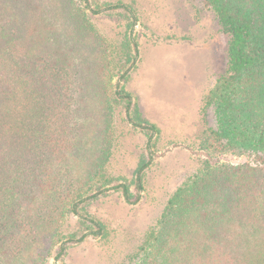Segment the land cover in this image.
<instances>
[{"label": "trees", "instance_id": "obj_1", "mask_svg": "<svg viewBox=\"0 0 264 264\" xmlns=\"http://www.w3.org/2000/svg\"><path fill=\"white\" fill-rule=\"evenodd\" d=\"M205 3L227 37L224 70L201 97L204 122L212 108L215 124L196 144L205 158L130 264H264V0ZM111 8L134 15L127 4ZM135 44L126 37L114 46L77 0H0V264H45L75 241L65 218L115 181L106 165L117 107L147 130L150 149L159 128L124 85ZM221 155L244 160L211 161ZM147 165L111 187L129 201ZM89 223V233L108 236L102 222Z\"/></svg>", "mask_w": 264, "mask_h": 264}, {"label": "rangeland", "instance_id": "obj_2", "mask_svg": "<svg viewBox=\"0 0 264 264\" xmlns=\"http://www.w3.org/2000/svg\"><path fill=\"white\" fill-rule=\"evenodd\" d=\"M77 2L114 46L126 37L135 40L131 51L137 55L136 67L124 85L159 132L149 149L147 130L129 122L125 106L117 107L115 143L106 171L115 178L111 185L127 182L134 178L138 164L148 161L143 190L137 193L136 186L130 185L133 195L127 201L110 185L81 203L79 212L69 213L64 221L65 233H74L75 241L64 243L58 259L56 248L45 264H130L144 232L156 223L170 194L205 158L196 144L206 123L214 125L215 121L209 108L204 122L201 97L224 70L227 37L205 0ZM115 3L127 4L134 15L125 8L105 9ZM98 7V13L91 11ZM242 160L232 155L211 158L212 162ZM89 218L102 222L108 236L89 233ZM84 232L87 235L78 239Z\"/></svg>", "mask_w": 264, "mask_h": 264}]
</instances>
